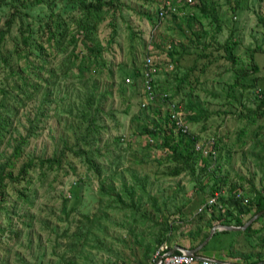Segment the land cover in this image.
Segmentation results:
<instances>
[{
	"label": "rangeland",
	"instance_id": "1",
	"mask_svg": "<svg viewBox=\"0 0 264 264\" xmlns=\"http://www.w3.org/2000/svg\"><path fill=\"white\" fill-rule=\"evenodd\" d=\"M164 1L119 0L106 14L99 28V37L105 45L104 54L112 75L106 67L100 74H86L84 79L75 76L78 75L76 68L68 70L65 75L61 68L69 51L48 57L57 79H46L42 90L35 92L30 102L18 108L21 123L29 125L26 114L34 115L45 94L52 102L46 103L38 133L30 136L26 151L16 159L12 172L14 176L18 174L29 151L38 160L63 151V159H60L59 167H51V163L38 164L19 174L14 182L6 183L0 209V264H72L67 260L76 264H155L160 245L146 261L144 244L161 235L163 215L170 222L176 220L172 243L188 244L187 232L201 225L203 231H210L211 227L205 224L209 215L205 214L201 220L197 215L201 213L199 207L205 204L201 201L210 195L209 186L214 175L218 177L223 171L227 183L224 189L228 193L231 188L242 189L245 194H251V186L264 189V171L254 155L258 154L259 148L255 141L264 142V116L255 112L260 89L264 86V0H216L215 16L219 29L211 15L201 14L198 0L187 4V0H181L179 13L159 18L157 14ZM232 6H238L236 12H232ZM13 10L9 0H0V29L7 26L6 21ZM22 10L27 12L24 20L30 23V40L34 43L43 33L51 9L42 2ZM60 10L68 20L72 14L79 15L64 4L57 5L56 12ZM11 26V32L6 36V49L12 48L18 39L19 21ZM113 27L116 35L111 44H107ZM71 29L77 31L75 23ZM197 33L200 36L197 37ZM230 37L236 42L233 45L236 62L227 56L225 42ZM151 46L155 48L153 55L158 57L157 67L160 68L154 78L159 99L144 106L145 80L143 75L133 76V73L141 71ZM82 47L80 43L78 50ZM171 49L172 56L168 53ZM252 62L259 66L253 73V76L260 77L258 85L241 89L234 84L237 67L250 66ZM43 76L47 77L46 73ZM90 91L96 95L92 107L87 99ZM166 93L174 94L175 100L183 107L191 103V111L196 115L202 113L199 120L188 123L190 132L201 142L212 138L219 141L217 156H207L206 160L209 164L220 160V167L214 168L213 174L198 171L203 163L199 158L195 166L201 183L206 184L204 188L200 189L201 185L192 181L188 171L174 173L178 162L169 157V150L156 145L146 146L148 133H142L140 126L148 121V116L164 123L166 104L162 103L160 95ZM141 105L147 108L143 114ZM84 108L87 112L99 109L100 128L95 138L99 170L71 150L77 147L78 136L86 131L88 121L81 117ZM14 122L22 132L26 131L17 119ZM134 175L147 180V192L156 197L160 208L157 212L154 200L140 192L145 200L144 210L152 215L146 224L142 221L136 224L130 216L131 207H120L112 198L102 196L100 191L107 177L106 189L112 185L118 190L124 180L133 183ZM24 188L28 189L26 194L31 197L32 204L18 198ZM211 207L206 210L210 211ZM103 211L108 217H101ZM220 212H226V207ZM81 213L101 218L105 231L97 233L103 243L98 248L88 244L73 255L68 238L71 239V234L82 227L84 218ZM223 217L231 219L236 215ZM256 219L261 232L250 237L249 245L244 232H237L240 239H233L217 231L198 253L218 257L219 253L229 254V257L233 254L235 257L238 253L257 249L250 259L264 258V215ZM163 243L170 245L169 241Z\"/></svg>",
	"mask_w": 264,
	"mask_h": 264
},
{
	"label": "trees",
	"instance_id": "2",
	"mask_svg": "<svg viewBox=\"0 0 264 264\" xmlns=\"http://www.w3.org/2000/svg\"><path fill=\"white\" fill-rule=\"evenodd\" d=\"M6 2V0H2ZM119 0H9L10 6L14 8L11 16L7 19V26L4 29H0V209L2 206V199L4 198L5 186L7 182H14L19 178V174L26 173L32 167L36 165H44L45 163H51V167H59L61 160L63 159V151H60V154H53L47 157H40L39 160L33 158L34 156L29 151L26 152L27 160H24L22 165L19 168L18 174L13 175L12 169L15 166L16 159H19L24 153L28 145L29 138L35 133H38L40 127V117L45 116V107L47 102H52L44 95L42 102L33 116L26 114L29 125L25 126L21 123L17 113L18 108L24 106L27 102H30V99L34 97L35 92L42 90L44 82L46 79L55 78L57 79V74L53 73L52 61L48 59L51 56H57L60 53H66L65 64L62 66L61 70L66 75L69 70H78V75L75 76L80 79H84L86 74L93 73L100 74L103 72L104 68H108V73L112 75V71L109 70L108 63L105 58V45L99 37V28L100 25L104 22L106 14L109 13L110 9L114 8L116 3ZM173 4L178 7V12H180V3L181 0H171ZM47 3L48 7L51 9V14L48 15L47 22H45V28L43 33L39 35L38 38L34 40V43L31 42L30 37L32 32L30 28V23H26L24 16L27 15V12L22 10L27 8L30 5L35 3ZM198 8L200 9L201 14L205 16H212V20L216 23L217 29L220 28V24L216 19V0H198ZM19 5H18V4ZM186 2L185 4H187ZM64 4L66 7H72L76 10L79 15L72 14L70 19L64 17V13L60 10L56 12L57 5ZM163 4V3H161ZM184 4V3H183ZM161 6V5H160ZM238 6H232V12H236ZM213 14V15H212ZM159 17V15L157 14ZM151 18V16L149 15ZM160 18V17H159ZM15 21H19L18 26V39L13 40V46L10 49L5 48L6 36L11 32V24ZM72 23H75L77 26V31L71 29ZM116 35V28L113 27V30L107 39V44H111ZM197 37L200 36L198 33ZM10 37L14 39L11 34ZM82 43V49L78 50L79 44ZM232 44V45H231ZM236 42L232 41L230 37L225 42V47L229 53H227L228 59L232 62H236L233 48ZM154 47V46H153ZM85 49V50H84ZM155 49V48H153ZM78 50V51H77ZM154 52H156L154 50ZM149 53H153V50L150 49ZM169 55H173L172 49L169 50ZM34 57V59L32 58ZM158 65V61H156ZM52 66V68H51ZM258 64L252 62L250 66H239L237 67L236 79L234 84L239 86L241 89L254 88L257 86V81L260 79L259 76H253V73L258 71ZM46 73L47 77H44L43 74ZM133 73V76H142L140 70H137V75ZM60 74V72H58ZM131 77V75H130ZM250 77V80L248 78ZM264 79V77H263ZM260 97L257 99V105L255 112L258 116H264V86L260 89ZM174 94L170 98H173ZM89 106L92 107L96 95L93 91H90L88 95ZM180 102V101H179ZM182 105V104H181ZM142 114L147 111L146 107H142ZM182 108L185 110L186 115L184 120L186 123L195 122L201 118L202 113L199 114L193 113L191 103H186L182 105ZM98 108H94L92 112H87L86 108L82 110L81 117L84 121H88L86 125V131L81 133L78 138L77 147L71 148L72 152L75 155L83 156L89 166H94L96 170H99L96 163L95 146L96 136L99 132L100 124L98 122ZM190 111V113H189ZM158 113V111H156ZM253 112V111H252ZM149 115V114H148ZM164 123L156 122L155 119L148 116V121L143 123L140 128L142 133L147 132L148 137L154 138L155 142H146L148 147L163 148L169 150L171 159L177 160L178 166L174 168V173L179 174L183 170L188 171L192 176V181L201 185L199 188H204L206 184L201 183V178L196 174V164L198 158L203 162L202 166H199L198 171L212 173L210 170L211 164H209L207 157L202 156V154L195 150L194 140L198 138L196 134L191 132L188 134H183L178 131L177 135L173 127L169 126L170 120L167 113H165ZM17 119L25 127V132H22L14 120ZM190 124V123H189ZM152 125V126H150ZM259 134L257 133L256 136ZM64 143V147H67V143ZM214 143L216 146H219V141L214 138ZM218 143V144H217ZM258 144V154L256 156L259 166H261L262 171H264V142L257 139L255 145ZM219 149V148H218ZM36 159V160H35ZM218 160H216L217 165ZM72 167V166H70ZM197 171V172H198ZM211 171V172H210ZM133 183L128 184L125 180L122 182L120 188H114L112 185L110 189L107 190L105 187L108 177L103 181L101 186V195L105 197L112 198V201L118 203L120 207H131V218L135 223L142 221V224H146V221L152 219V215L144 210L145 200L143 195L148 194L149 198L154 200V208L159 211V206L156 204L157 199L152 194L147 192L146 181L144 178L139 177L138 175L133 176ZM29 183V181L27 182ZM251 189V194H247L248 203H244L243 200L237 199L235 196L236 189L231 188L228 195H222L218 198V203L223 204L226 207V212H220V209L217 205H213L210 211L201 210L199 213L198 219H203L205 214H208L209 217L206 218L205 224L207 227H212L213 220H219L223 215H236L231 219L225 217L222 224H236L241 225L245 222L243 218L240 217L241 214H249L250 216L264 209V189L254 188ZM222 185L219 183L213 182L209 186L210 195H213L215 191L222 190ZM203 190V189H202ZM238 190V189H237ZM28 189L24 188L18 193V198L23 202L32 204L31 197L29 194H26ZM140 192L143 194L141 195ZM75 193V192H74ZM75 195V194H74ZM77 196V195H75ZM207 201V198H203L201 202ZM199 207V206H198ZM181 208H179L180 210ZM182 210V209H181ZM219 212L218 218H213L214 212ZM84 218L82 222V227L79 231H76L71 234V239L68 238L70 243L69 250L72 251L73 255L78 254L79 251L83 250L88 244L92 247H102V238L97 233L98 231H105L103 228V223L99 216L89 215L81 213ZM195 215V213H194ZM264 215V214H262ZM261 215V216H262ZM249 216V217H250ZM101 217H108L106 211L102 213ZM222 220V219H220ZM257 219H253L246 228L238 230L239 233L251 234L258 231V228L253 227V223ZM162 225L163 231L158 238H153L145 242L144 246V258L146 261L148 257L154 253V250L158 248L165 241H169V249L175 245H183L188 248H193L197 246L208 234L207 231H203V225L196 227L195 230L188 231L189 243H183L177 241L172 243L173 231L177 228L175 227L176 220L168 221L167 216H162ZM222 231L229 232V229H220L215 230L214 232ZM13 232V230H11ZM14 233H16L14 231ZM184 234V233H183ZM200 236V237H198ZM93 241V244L90 243ZM207 243V242H206ZM205 243V244H206ZM204 244V245H205ZM79 245V248H78ZM203 245V247H204ZM166 250V249H165ZM176 251H180L176 249ZM197 254V253H196ZM145 261V262H146ZM244 263L247 264H264V258L262 256L257 257V259L245 258ZM66 262L75 263L73 260H67ZM141 263V261H140ZM76 264V263H75ZM117 264V263H114ZM144 264V263H143Z\"/></svg>",
	"mask_w": 264,
	"mask_h": 264
},
{
	"label": "built area",
	"instance_id": "3",
	"mask_svg": "<svg viewBox=\"0 0 264 264\" xmlns=\"http://www.w3.org/2000/svg\"><path fill=\"white\" fill-rule=\"evenodd\" d=\"M187 2H192V0H187ZM178 12V7L172 3L171 0H165L163 4L160 6L158 11V15L160 18H166L168 15L176 14ZM153 50V46L150 48ZM154 52V50H153ZM158 57L153 55V53H149L146 55L143 67L141 68V73L143 75L144 82V99L143 105L155 103L154 101L157 99L156 85L154 82V78L160 70L157 67L156 61ZM172 94H164L160 95L162 103L166 104V113L170 120L169 126L173 127L176 135L178 131L183 134H190L189 124L185 122L184 117L186 115L185 110L182 108V105L179 101L175 100V98H170ZM159 99V98H158ZM157 99V100H158ZM157 102V101H156ZM150 106V105H148ZM147 106V107H148ZM147 141L155 142L154 138H147ZM194 148L199 151L202 156H209L215 158L217 156V149L214 143V138H212L208 142H201L198 138L194 140ZM222 191H215L213 195H210L207 199L206 203L199 207V210L210 209L211 206L217 205L219 209H224L222 204L218 203V198ZM235 196L237 199L243 200L244 203H248V197L245 195L243 190H236ZM166 249V250H165ZM169 245L168 243H162L156 251V256L162 257V264H222L220 260L215 258L214 256H199L196 253H188L186 250L174 251V253H169Z\"/></svg>",
	"mask_w": 264,
	"mask_h": 264
},
{
	"label": "crops",
	"instance_id": "4",
	"mask_svg": "<svg viewBox=\"0 0 264 264\" xmlns=\"http://www.w3.org/2000/svg\"><path fill=\"white\" fill-rule=\"evenodd\" d=\"M219 162H220V160H218V163H217V165H215L216 164V162H214L213 164H211V166H210V170L211 171H213L214 170V168H216L217 166H218V168L220 167L219 166ZM203 164V163H202ZM212 167H213V169H212ZM210 171V172H211ZM214 173V171L212 172V173H210V174H213ZM220 173H222V174H219L218 175V177H216L215 175H214V177H213V182H216V183H219V185H222V190H218V191H222V193H220V196H222V195H228V191L227 190H225L224 188H225V186H226V184L227 183H225V179H224V173H223V171L222 172H220ZM242 190V189H241ZM245 193V192H244ZM246 196H247V194H245ZM209 196L210 195H208L207 196V199L209 198ZM223 205V204H222ZM223 207L225 208V205H223ZM212 208V207H211ZM214 213H216L215 215H213V218L212 219H214V218H218L217 216H219V215H217V211L216 212H214ZM217 215V216H216ZM240 217L241 218H243L245 221H247L250 217H249V214H241L240 215ZM220 219H222V220H220ZM220 221H223V219H225L224 217H220ZM220 221H212V224L213 225H216V224H222V223H220ZM212 225V226H213ZM234 225H236V224H234ZM260 226V223H258V222H254L253 223V227H255V228H260L259 227ZM222 229H224V228H222ZM227 229V228H226ZM230 231L229 232H222L224 235H226L225 237H232L233 239H240L239 238V236H240V234H238L237 233V231L238 230H240V229H237V230H235V229H229ZM259 231V230H258ZM256 232V233H251V234H246V233H244V236H246L247 237V244L249 245L250 243H251V238H252V236H257L260 232H261V230L259 231V232ZM230 233H234V235L232 236ZM251 237V238H250ZM203 247V246H202ZM201 247V248H202ZM200 248V249H201ZM199 249V250H200ZM199 250H197L196 251V253L199 255V256H214L215 258H217L218 260H220V262H222V264H247V263H244L245 261H243L245 258H250L251 256H252V254H253V251H255V250H257V249H255V250H248V251H244V253H241V254H239L238 253V255H236L235 257L233 256V254L232 255H230V257H229V254H227L226 256H225V254H223V253H219L220 255H222V257H220V255H219V257L218 256H215L214 254H211V255H206V254H199L198 253V251Z\"/></svg>",
	"mask_w": 264,
	"mask_h": 264
},
{
	"label": "water",
	"instance_id": "5",
	"mask_svg": "<svg viewBox=\"0 0 264 264\" xmlns=\"http://www.w3.org/2000/svg\"><path fill=\"white\" fill-rule=\"evenodd\" d=\"M264 213V209L255 213L254 215H252L249 220L245 221L243 224L241 225H234V224H216L213 225L209 231V233L207 234V236L195 247L193 248H188L186 246L183 245H175L174 247L170 248L169 253H174V251L176 249H181V250H186L188 251V253H196L197 250H199L206 242L207 240L210 238V236L212 235V233L214 232V230L216 228L222 229V228H227V229H244L247 227V225H249V223L253 220L258 218L259 216H261ZM163 258L159 257L158 260L156 261L155 264H162ZM259 264V263H256Z\"/></svg>",
	"mask_w": 264,
	"mask_h": 264
}]
</instances>
